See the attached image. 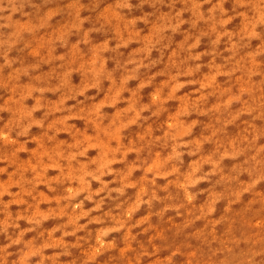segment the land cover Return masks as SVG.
<instances>
[{
    "label": "rangeland",
    "instance_id": "obj_1",
    "mask_svg": "<svg viewBox=\"0 0 264 264\" xmlns=\"http://www.w3.org/2000/svg\"><path fill=\"white\" fill-rule=\"evenodd\" d=\"M2 7L0 264H264V0Z\"/></svg>",
    "mask_w": 264,
    "mask_h": 264
},
{
    "label": "clouds",
    "instance_id": "obj_2",
    "mask_svg": "<svg viewBox=\"0 0 264 264\" xmlns=\"http://www.w3.org/2000/svg\"><path fill=\"white\" fill-rule=\"evenodd\" d=\"M8 2L11 3V0H8ZM3 3H4V0H0V11H3V7H2ZM25 131H26V129H25ZM21 134H23V133H21ZM105 234L106 233H101V235H105Z\"/></svg>",
    "mask_w": 264,
    "mask_h": 264
}]
</instances>
